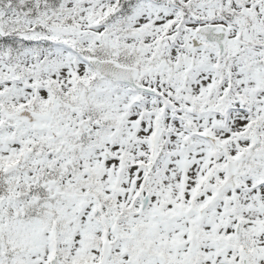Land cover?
<instances>
[{
    "label": "snow or ice",
    "instance_id": "6c2138e0",
    "mask_svg": "<svg viewBox=\"0 0 264 264\" xmlns=\"http://www.w3.org/2000/svg\"><path fill=\"white\" fill-rule=\"evenodd\" d=\"M0 264H264V0H0Z\"/></svg>",
    "mask_w": 264,
    "mask_h": 264
}]
</instances>
